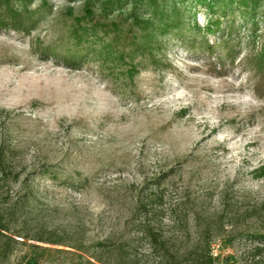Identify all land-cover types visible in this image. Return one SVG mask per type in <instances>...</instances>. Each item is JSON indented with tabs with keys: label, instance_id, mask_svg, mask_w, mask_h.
<instances>
[{
	"label": "rangeland",
	"instance_id": "374dc122",
	"mask_svg": "<svg viewBox=\"0 0 264 264\" xmlns=\"http://www.w3.org/2000/svg\"><path fill=\"white\" fill-rule=\"evenodd\" d=\"M156 1L174 22L177 14L201 28L219 20L208 39L219 45L230 35L236 64L252 34L264 47V0ZM46 2L31 35L0 31V210L17 239L15 255L39 245L69 252L52 251L40 264H86L100 256L96 244L138 234L128 225L143 199L177 248L192 247L199 235L215 264H264V244L251 237L264 233V99L249 72L236 65L214 76L173 28L165 34L171 68L129 74L119 48L130 54L139 32L127 19L133 4ZM136 2L140 14H153L152 1ZM79 28L95 34L86 41ZM39 47L56 56L42 59ZM127 251L133 264H159L145 239Z\"/></svg>",
	"mask_w": 264,
	"mask_h": 264
},
{
	"label": "trees",
	"instance_id": "16d2710c",
	"mask_svg": "<svg viewBox=\"0 0 264 264\" xmlns=\"http://www.w3.org/2000/svg\"><path fill=\"white\" fill-rule=\"evenodd\" d=\"M119 1L121 2V0ZM128 1L133 6L127 19L132 23L133 27L139 29V32L134 37L130 54L124 53L123 51L125 50L119 48L122 49L120 50L122 61L119 64L129 68L127 70L129 74L139 73L142 69L140 67L147 65L154 66V71L171 68V64L165 63L167 51L170 47V38H165V34L176 28V35L179 37L180 43L187 47L194 56L204 58V63L210 73L214 76L222 77L235 69L237 65L243 71L249 72L248 82L250 86L257 97L264 99V47L258 48L256 44L258 36L252 34L246 46L249 50L248 54L236 64L239 52H235L233 48L229 47L231 42L230 35L223 38L219 45L211 44L208 39L209 34L216 33V30L220 29L221 22L219 20L212 23L211 26L201 28L198 24L192 25L191 21L186 22L184 18H181L182 16L180 17V14L176 15L175 22L170 20V16L161 10L160 3L156 0H150L152 1L151 5L154 10L152 11L153 14L149 16L143 13L140 14L137 11V0ZM214 1L218 4H227L228 2V0ZM108 2L112 3L113 1ZM46 4V0H43L41 6L32 9L34 0H0V31L6 29L27 36L31 35L47 16L46 10H44ZM87 14L92 15V10L88 9ZM76 20L78 21V18ZM79 30H83L81 39L86 41L90 35L95 34L93 30H84L82 28H79ZM79 30L73 31V35L76 38L80 36ZM120 41L123 45L126 44V40L121 39ZM37 51L40 53L42 59L56 56L49 47H39ZM135 58H141L138 64L135 63ZM127 59H130V63L127 62ZM229 63L231 64L230 66L228 65ZM80 66V64H72V67ZM4 166L5 155L3 150L0 149V177L4 172ZM259 173V177H264V166L260 168ZM152 205L150 200L140 199L130 220V225H128L133 227L134 229H132L138 234L130 237V240L122 238L119 241L111 242L107 239L103 243L96 244L100 256L94 255V260L83 258L86 264H98L97 262L101 264H133L135 258L127 250L138 239H145L149 242L152 252L160 257L159 264H215L218 258L213 257L210 241H205L204 236L198 235L197 242L186 250L177 248L176 245L174 246L172 241L154 225L156 214L150 209ZM210 229V226L204 229L206 235L210 233ZM9 233L10 228L0 210V264H40L52 251L69 253L64 250H52L39 245H30L25 254L16 256L17 239ZM123 237L126 236L124 235ZM251 237L264 244L263 232H256ZM39 241L64 245L62 242H58L59 240H52L51 238L45 240L40 238ZM77 250H80V248L78 247ZM262 252V247L258 246L254 248L253 260L261 257ZM104 256L107 257L106 260H104Z\"/></svg>",
	"mask_w": 264,
	"mask_h": 264
}]
</instances>
